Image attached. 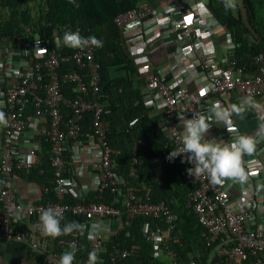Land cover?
Listing matches in <instances>:
<instances>
[{"label":"built area","instance_id":"2783aa9c","mask_svg":"<svg viewBox=\"0 0 264 264\" xmlns=\"http://www.w3.org/2000/svg\"><path fill=\"white\" fill-rule=\"evenodd\" d=\"M188 1L159 0L168 5L167 9L174 16L171 27L178 31V44L192 57L193 62L190 63L201 67V74L195 80L197 88L194 92L188 91L177 84L178 78L167 79V71H154L144 77L146 92L143 100L150 101L151 97L161 100L162 131L166 135V143L170 145V153L181 155L174 158L181 164L178 176L180 180L194 184L184 196L185 207L201 225L200 241L205 251L186 252L181 259L170 245L177 215L163 201L151 200L148 190L136 191L115 174V162L106 141L108 123L102 118L104 103L98 94L99 61L95 59L94 47L73 48L71 52L61 54L63 45L49 48L42 38L30 42L25 36L11 42L4 55H0V81L3 83L0 94L4 106L0 112L4 113L6 120L0 124V238L26 242L43 257V264H57L65 251L75 252L73 264H87L88 254L94 249L99 255L97 264H120L130 256L132 248L110 243L109 237L129 225L131 218L140 215L163 221V226L156 224L151 227L146 220L142 233L151 241V255L169 264H264V226L253 222V205L245 202L234 209L229 205V197L222 184L211 183L206 174L191 176L188 173L192 165L187 162V154L183 155L181 132L177 126L181 118L200 114L201 106L209 110L217 101L222 105L220 97L227 92H236L241 100L247 96L254 99L264 93V70L260 74H243L234 56L235 43L227 31L221 57H213L210 35L222 24L207 22L213 13L206 0H195L193 8L188 7ZM145 15L149 22L152 20L156 24L153 9L141 1L116 14L112 21L123 30L132 20ZM203 19L207 26L201 25L199 20ZM155 24L143 28L145 43L161 36ZM253 58L258 62L260 56ZM68 60H73L80 69L61 71L60 63ZM70 83L75 85L73 96L63 91V85ZM63 105L69 108L64 122ZM89 110L92 112L90 121L83 123L84 113ZM208 119L215 121L211 114ZM135 121L136 117L130 118L128 126ZM225 128L210 140L218 142L233 126ZM26 131L30 134L25 138V151H21L19 143ZM44 143L48 145L47 150ZM75 143L89 146L88 175L92 188L98 192L107 188L111 198L109 203L93 199L86 201L83 196H77L79 183L75 175L79 172L80 160L76 155L67 154ZM136 145L137 140L133 143L128 174L135 172L138 161ZM46 154L53 171L55 199H42L39 187L36 199L32 203H24L15 193L16 170L36 167ZM242 166L246 173L250 168L261 166V161L258 158L243 159ZM38 171L42 172L41 167ZM243 184L240 183V187ZM48 191V186H45L43 193ZM65 194L80 199L66 201ZM47 208L61 214V228L69 212L81 215L80 224L85 227L90 222L86 240L80 239L81 231L46 237L40 231L38 216ZM127 235L128 231H125L123 236Z\"/></svg>","mask_w":264,"mask_h":264},{"label":"trees","instance_id":"16d2710c","mask_svg":"<svg viewBox=\"0 0 264 264\" xmlns=\"http://www.w3.org/2000/svg\"><path fill=\"white\" fill-rule=\"evenodd\" d=\"M141 0H0V51L6 49L19 36H25L30 42L35 38H42L49 47L56 46V37L63 36L64 31L79 30L82 36H95L102 40V47H94V56L98 62L99 98L104 103L102 118L107 121L106 141L111 149V157L115 162L114 172L126 184H130L136 191L146 185L151 200L163 201L176 215L175 229L172 233L170 245L178 252L181 259L193 247L204 252L200 241L201 225L189 208L185 207L186 193L194 184L179 181L181 164L176 159L169 160L170 145L166 143L160 114H149L143 102V93L139 86L140 77L133 65V59L123 46V35L113 23V17L127 8L135 6ZM78 5V6H76ZM207 7L220 20L225 30L231 36L234 45V56L237 64L241 65L243 74L253 73L258 66L253 57L264 54V0H237L235 10H226L222 0H206ZM73 48L63 46L61 54L71 52ZM61 71L64 69H80L73 60L62 61ZM73 83L64 84L63 91L73 96ZM30 110L31 106L28 107ZM64 120L69 113L66 105L62 107ZM92 112L84 113L85 121H90ZM136 121L128 126L130 118ZM137 140L134 174H128L133 143ZM44 149L48 145L44 143ZM154 157V161L150 158ZM161 169L158 176L154 166ZM41 167L42 172L38 171ZM16 174L27 181L39 186L42 199L54 198L52 183L53 171L47 154L43 161L29 170L18 169ZM48 186V193H43ZM87 200L110 202V192L106 188L102 192L90 191L83 195ZM66 201H77L78 197L65 194ZM81 215L67 213L65 222L80 223ZM151 227L156 224L163 226L161 219L145 216H134L129 225L109 237L110 243H116L127 249L132 248L129 257L120 264H169L164 259L151 255L152 244L142 233L145 221ZM128 231L127 236L123 233Z\"/></svg>","mask_w":264,"mask_h":264},{"label":"crops","instance_id":"0c3cea01","mask_svg":"<svg viewBox=\"0 0 264 264\" xmlns=\"http://www.w3.org/2000/svg\"><path fill=\"white\" fill-rule=\"evenodd\" d=\"M141 1L147 2L153 9L155 20H157L156 24L152 20L149 22L145 15L132 20L125 29L121 30L123 35L122 43L125 50L127 51L129 46L131 47L127 52L132 57L134 62L133 65L140 77L139 86L141 87V92L143 95L146 92L143 88L145 75L154 71H167V79H171L172 77L175 79L176 77L178 78V85L184 87L188 91L194 92L197 88L195 80L198 79V75L201 74V67L197 65V63H190L191 61L193 62V60H191L192 57L186 54L182 50L181 45L178 44V31L171 27V21L174 19L171 10L167 9L168 5L166 3H161L159 0ZM195 3V0H189L187 5L189 8H193ZM199 21L201 25L207 26L204 19ZM213 21L222 24L214 14L212 18H207V22ZM149 24L157 25L160 29L161 36L149 43H145L143 39L146 37V33L143 28ZM225 32L226 30L223 24L221 28L211 32L210 39L214 47L212 55L215 58H220L222 55V43L224 41ZM154 45H156V47ZM5 52V49L0 51V55H4ZM257 65L253 73L260 74V72L264 70V54L260 56ZM1 87H3L2 81H0V90ZM220 98L223 103L222 105L225 107L231 104H241L240 96L234 91L222 94ZM254 100L257 102V106L249 107L242 118L233 114V123L231 125L233 128L228 130L227 136L221 137L218 143H231L238 135L251 136L257 140L256 151L252 155L245 154L243 159L258 158L261 161V166L253 167L246 171L248 179L244 182L245 184H243L242 187H240L239 181L231 179H226L222 185L227 191L229 205L235 209L243 205V203L245 204V202H250L254 207L253 212L255 218L253 222H255L257 226L262 227L264 226V135H260L259 132L261 124H264V93L255 97ZM0 102H2L1 94ZM143 102L150 115L162 113L160 98L151 97L150 101L143 100ZM3 108V103H0V111ZM200 114L208 117L211 113L208 111V107L201 106ZM208 122L211 124V127L204 136L206 140L214 138L227 127L222 122H217L216 120L212 122L208 119ZM181 123L182 118L177 122L179 132L183 130ZM29 134L30 132L26 131L20 140L19 146L21 151H25V138ZM67 154L69 156L76 155L80 160L79 172L75 175L79 183L76 187V191L78 192L77 196H83L93 191L91 179L88 175L90 169V164L88 162L90 156L89 146L85 143L72 144ZM154 160V157L150 158V161ZM154 172L157 176L160 174L161 169L158 165L154 166ZM19 176L15 179V193L24 203H32L39 192V186ZM176 178L181 181L178 175ZM140 189L148 190L146 185L141 186ZM27 224L29 225V222H27ZM90 227L91 223L87 222L85 229L79 232L81 240H86L87 230ZM196 250L200 249H194L193 247L187 253L192 254ZM42 259L43 257L39 252L31 249L26 242L0 238V264H43Z\"/></svg>","mask_w":264,"mask_h":264},{"label":"clouds","instance_id":"9594fccd","mask_svg":"<svg viewBox=\"0 0 264 264\" xmlns=\"http://www.w3.org/2000/svg\"><path fill=\"white\" fill-rule=\"evenodd\" d=\"M226 10H235L237 0H222ZM69 3L75 4V0H69ZM78 6V5H76ZM57 45H63L69 48H83L86 46L102 47V40L95 36L82 37L79 30L64 31L63 36L56 37ZM2 103V102H0ZM257 102L247 96L241 100L240 105L231 104L228 107L215 102L208 111L214 116L217 122H222L226 126L232 125V116L236 114L243 117V114L249 107H256ZM6 123L4 113L0 112V124ZM183 130L180 134V142L183 145V155L187 154V162L192 165L187 171L192 176L206 174L213 184H223L226 179L236 180L240 183L247 181L243 164L245 154L252 155L256 151L257 140L247 135L236 136L231 143H218L214 140L204 139L209 131L211 124L208 117L203 114H194L191 118H182ZM260 135H264V124L260 126ZM177 153H169L168 159L172 160ZM182 162H184L182 160ZM61 214L53 208L43 210L39 216L40 231L45 236L58 237L71 234L74 231H82L85 225L77 221H71L61 228ZM75 259L74 251H65L61 254L57 264H73ZM99 259L98 252L94 249L88 254L87 264H97Z\"/></svg>","mask_w":264,"mask_h":264}]
</instances>
